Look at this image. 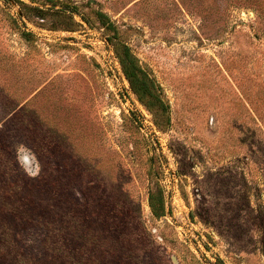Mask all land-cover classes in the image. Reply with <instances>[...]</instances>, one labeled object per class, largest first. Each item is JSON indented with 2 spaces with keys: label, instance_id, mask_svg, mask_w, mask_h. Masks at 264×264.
I'll list each match as a JSON object with an SVG mask.
<instances>
[{
  "label": "rangeland",
  "instance_id": "obj_1",
  "mask_svg": "<svg viewBox=\"0 0 264 264\" xmlns=\"http://www.w3.org/2000/svg\"><path fill=\"white\" fill-rule=\"evenodd\" d=\"M0 264H264V0H0Z\"/></svg>",
  "mask_w": 264,
  "mask_h": 264
},
{
  "label": "trees",
  "instance_id": "obj_2",
  "mask_svg": "<svg viewBox=\"0 0 264 264\" xmlns=\"http://www.w3.org/2000/svg\"><path fill=\"white\" fill-rule=\"evenodd\" d=\"M119 59L122 65L123 73L129 81L133 91L140 96L144 92L146 82L140 79V69L137 64L136 58L130 53L128 47L124 46L122 52L119 55ZM152 213L156 217L164 215V206L162 202H155L151 199L149 201Z\"/></svg>",
  "mask_w": 264,
  "mask_h": 264
}]
</instances>
